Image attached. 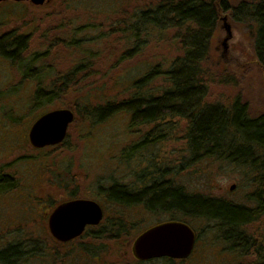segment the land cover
I'll list each match as a JSON object with an SVG mask.
<instances>
[{
    "label": "rangeland",
    "instance_id": "obj_1",
    "mask_svg": "<svg viewBox=\"0 0 264 264\" xmlns=\"http://www.w3.org/2000/svg\"><path fill=\"white\" fill-rule=\"evenodd\" d=\"M226 1L234 8L240 2L257 0ZM155 2H0V37L25 36L26 48L20 58L39 57L30 65L34 74L40 73L37 79L34 74L24 75L20 64L0 55V168L16 178L14 187L0 193V248L9 242L22 244L27 252L19 264H136L131 252L136 234L172 218L187 222L196 234L186 264L264 263V212L242 226L246 238L254 241L255 252L234 244L241 242L235 229H230L232 240H228L215 221L171 212H140L136 206L101 197L103 188L113 182L136 190L150 185L153 169L160 167L165 179H172L187 192L254 206L251 195L256 184L245 166L205 156L192 160L183 122H177L160 140L154 123L132 124L130 112L117 107L133 93L135 80L181 53L179 41L172 31H166L161 38L158 34L140 37L144 42L138 43L137 53L127 54L136 42L127 24L132 23L135 11ZM231 11L220 14L202 63L206 100L227 106L238 98L247 115L255 118L264 115V71L253 54L256 26L250 20L233 18ZM223 17L229 26L227 40ZM67 73L73 75L61 100L70 102L75 119L67 129L66 146L35 150L27 139L32 122L42 113L64 106L51 103L36 108L31 95L39 84L47 91ZM224 77L231 81L224 82ZM147 85L157 88L163 83L155 78ZM107 104L113 109L98 118L101 112L97 109ZM50 178L61 181L64 197L72 193L95 197L107 217L122 216L126 233L105 240L88 232L66 243L56 242L44 228V217L58 201L47 198L39 185Z\"/></svg>",
    "mask_w": 264,
    "mask_h": 264
},
{
    "label": "trees",
    "instance_id": "obj_2",
    "mask_svg": "<svg viewBox=\"0 0 264 264\" xmlns=\"http://www.w3.org/2000/svg\"><path fill=\"white\" fill-rule=\"evenodd\" d=\"M254 2H240L232 8L226 0H156L155 3L135 11L132 23L127 24V30L131 31V36L136 41L132 52L127 53L130 57L137 53L138 43L144 42V38L142 40L140 37L158 34L161 38L166 31H172L174 39L179 41L181 53L167 65L157 63L135 80L133 93L117 106L130 112L132 124L154 123L157 139L160 140L162 134L169 132L177 122H183L184 138L192 160L205 156L245 166L253 174L251 180L256 184L251 195L254 206L248 207L214 196L187 192L182 186L174 184L172 179H165L160 167L153 169L151 186H144L140 192L113 182L106 195L114 204L132 206H136L142 196L151 212L179 213L184 217H202L215 221L217 227L225 230L228 240H232L230 229H235L241 242L233 241L234 244L245 251L254 249L257 252L254 241L246 238L242 226L264 212V115L249 117L246 106L238 98L227 106L208 103L207 81L202 70L217 20L220 14L232 10L233 18L250 20L255 24L253 54L255 62L264 71V0ZM25 40L23 35L1 36L0 55L20 64L22 73L31 76L35 71L30 68L31 62H37L39 57L34 55L29 59L20 58L26 48ZM39 74H34V77L39 79ZM72 75L73 73H67L61 76L58 78L60 81L53 82L52 88L47 91L40 84L35 87L31 95L32 106L40 108L42 105L59 103L60 107L72 109L70 102L61 100V96L68 91L71 81L69 77ZM155 78H161L163 86L148 88L147 84ZM230 79L224 77L223 81L229 82ZM112 109L111 104L98 108L97 112H101L98 118ZM126 228L122 216H113L106 234L96 233L93 237L114 240L124 235ZM19 244L0 250V264H16L24 251L22 247L23 251L19 248Z\"/></svg>",
    "mask_w": 264,
    "mask_h": 264
},
{
    "label": "water",
    "instance_id": "obj_3",
    "mask_svg": "<svg viewBox=\"0 0 264 264\" xmlns=\"http://www.w3.org/2000/svg\"><path fill=\"white\" fill-rule=\"evenodd\" d=\"M7 1V0H0ZM29 1L41 5L46 0H13ZM224 27L229 38V26L223 17ZM73 120V112L66 108L47 111L37 117L31 124L28 140L33 147H43L60 142L68 125ZM102 217L101 208L90 200H72L58 205L48 218L51 236L60 242H67L78 237L85 225H95ZM195 243L193 229L182 221L168 220L146 229L132 242L131 252L137 260L155 257L186 258Z\"/></svg>",
    "mask_w": 264,
    "mask_h": 264
},
{
    "label": "flooded vegetation",
    "instance_id": "obj_4",
    "mask_svg": "<svg viewBox=\"0 0 264 264\" xmlns=\"http://www.w3.org/2000/svg\"><path fill=\"white\" fill-rule=\"evenodd\" d=\"M62 108H66V109L71 110L73 112V120L75 119V112L72 109H70L68 107H62ZM55 109H58V108H55ZM69 125H68V127H69ZM68 127H67V129H68ZM67 131L68 130H66V133H65L64 138L60 142H58L56 144H50V145H46V146L38 147L37 148V147L31 146L30 143H29V140H28V143H29L30 147L33 148V149H35V150H42V149H45V148L63 149L66 146V135H67ZM28 132H29V130H28ZM27 139H28V133H27ZM15 179L16 178L14 177V175H12L9 172H7V170H5L4 168H0V193H6L8 190H10L12 187H14L15 186V183H16V180ZM44 182H46V183H39L40 188L42 187V192L44 193V195H46V197L49 198V199H51L52 201L55 200V199H57V201H58V203L45 214V217L43 215V217H44V228H46L48 230V233L49 234H50V231H49V226H48V218H49L50 214L52 213V211L58 205H60L62 203H66V202H69V201H72V200H78V199L90 200V201H94L95 203H97L99 205V207L101 208L102 217L99 220V222L97 224H95V225H92V224L85 225L82 233L78 237H76L74 239H77V238L83 236L84 234H86L88 232H90L91 234H96V233H101V232L106 234L107 228H108L109 223H110V217H107V215L105 214V211H104V208H103L102 204L95 197H87L85 195L82 196V195H80L78 193L77 194L76 193L75 194L72 193L71 195L67 196L68 198H66L62 194V191H61L62 190V183H61V181L59 179H57V178H50L48 180H44ZM109 186L103 188V190L105 192L103 191L102 196H101L102 198L107 199V200H108V198H107V195H106V191L109 188ZM138 191L140 192L141 191V188ZM137 207L140 208V210H139L140 212H148V211L151 212L150 207L143 202L142 196L140 197V202L136 205V208ZM45 218H46V220H45ZM169 220L181 221L179 219H169ZM165 221H168V220H165ZM161 222H164V221H160V222H157L155 224H158V223H161ZM182 222H184V221H182ZM150 227L151 226H149V227L141 230L138 234H136V236H138L140 233H142L143 231H145L146 229H148ZM194 234H195V231H194ZM135 237H134V239H135ZM195 239H196V234H195ZM56 242H60V241H57L56 240ZM62 243H66V242H62ZM13 245H18V243L17 244L11 243V242L6 243L4 245V247L0 248V250L1 251L2 250H5V249H7V248H9L10 246H13ZM19 245H20L19 248L21 249V247H22V249L24 251L21 249L23 251L22 257L16 262V264H19L21 262H24L25 257H26L25 254L27 252V250L23 248L22 244H19ZM193 250H194V245H193L192 251ZM192 251L190 252V254L186 258H171V257H168V256H161V257H155V258H151V259H147V260H137V259H135L133 257V260L136 262V264H149V263L150 264H152V263H158V264H186V263H188V259H189L190 255L192 254Z\"/></svg>",
    "mask_w": 264,
    "mask_h": 264
}]
</instances>
